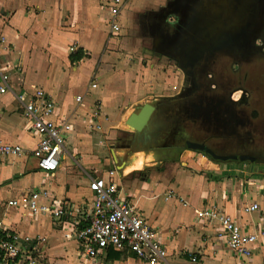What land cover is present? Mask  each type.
<instances>
[{
	"label": "crops",
	"instance_id": "crops-1",
	"mask_svg": "<svg viewBox=\"0 0 264 264\" xmlns=\"http://www.w3.org/2000/svg\"><path fill=\"white\" fill-rule=\"evenodd\" d=\"M172 1L125 0L118 15L119 31L113 33L107 16L109 0H0V37H5L9 44V49L0 46V72L7 73L10 87L0 94V142L19 145L23 149L20 157L0 159V207L6 200V209L18 210L21 221L17 224L0 220L26 241L28 247L36 248V255L43 264H92L78 255L79 246L74 236L77 220L90 207L89 179L107 178V170L111 169L109 162L114 164L119 160L112 150L111 158L107 159L99 156L102 150L97 144L79 140L82 126L88 122L90 126L94 124L96 118L91 116L94 104L99 105L101 114L112 107L107 104L106 110L103 109L99 98L85 100L86 94L98 89L97 77L96 82L91 81L97 84L95 89L89 88L90 82L79 89L74 88L76 93L70 96L68 93L73 87L69 86V80L65 85L61 83L58 72H77L84 64L92 77L103 74L105 67L102 63L95 66L97 56L94 59L93 54L105 42L102 32L107 28L113 34L121 31L126 45L167 48L172 44V36L165 25L170 16L167 8ZM96 11L105 13L106 28L100 26ZM70 45L75 46V51H69ZM77 50L86 57L72 65L69 55ZM42 52L47 56V68L51 67L57 74L54 77H58L57 83L49 80L33 86L26 74L29 70L37 74L36 63L41 59L36 57ZM52 60L55 63L50 64ZM54 64L59 68L54 69ZM128 72V82L133 84L134 74ZM45 77L48 79V74ZM35 89L43 90L54 102L52 119L71 126L66 133L64 156L53 175L42 171L32 155L37 137L30 133L29 123L22 116L21 102L14 95L23 93L26 100ZM133 90L136 92L137 87ZM77 96L82 97L80 102L76 101ZM145 99L140 94L132 100L138 106L146 103ZM130 113L131 110L125 114L124 122ZM151 128L138 136H151L154 132L153 126ZM87 151L90 154L86 155ZM142 152L146 157L151 153L155 161V154L148 150L130 152L128 156ZM80 159L83 165L78 163ZM215 163L201 165L189 160L187 163L180 161L178 165L171 161L155 169V162L146 160L139 169L126 172L129 164H124L120 172L115 171L113 179L119 192L136 206L166 246L167 257L162 264H264V245L252 246L250 257L238 258L220 237L221 225L197 217L199 212L214 207L229 215L244 231L256 232L264 219V172L253 171L248 163ZM145 168L150 171L144 173ZM44 187L66 202L65 216H35L25 208L7 205L9 200L27 190ZM252 203L259 209L244 212V207ZM116 252L118 256H115ZM94 264L148 263L129 251L108 249Z\"/></svg>",
	"mask_w": 264,
	"mask_h": 264
},
{
	"label": "flooded vegetation",
	"instance_id": "flooded-vegetation-1",
	"mask_svg": "<svg viewBox=\"0 0 264 264\" xmlns=\"http://www.w3.org/2000/svg\"><path fill=\"white\" fill-rule=\"evenodd\" d=\"M195 3L200 17L196 60L191 61V53L186 55L190 60L184 64L179 96L159 101L155 131L149 137L140 136L138 145L127 150L162 156L190 151L208 160L210 156L246 157L241 163L264 166V123L261 129L254 125L264 88V0ZM190 5V0L169 3L165 25L170 36L176 22L189 26V20H184L190 18L186 9ZM190 144L203 146L204 151L193 150Z\"/></svg>",
	"mask_w": 264,
	"mask_h": 264
},
{
	"label": "built area",
	"instance_id": "built-area-1",
	"mask_svg": "<svg viewBox=\"0 0 264 264\" xmlns=\"http://www.w3.org/2000/svg\"><path fill=\"white\" fill-rule=\"evenodd\" d=\"M125 0H109L108 24L110 30L119 31L118 15ZM0 46L9 49L5 37H0ZM69 51H75L70 45ZM97 84L91 82L90 89ZM10 89L8 75L0 72V94ZM21 102L22 116L29 123V131L37 137V144L32 151L38 167L46 174L53 175L59 168L65 152L66 133L71 130L67 122H55L52 119L54 102L41 89L25 100V94H14ZM81 96L76 97L80 102ZM100 107L94 104L91 116L97 118ZM97 127V126H96ZM23 153L19 145L0 142V159L17 158ZM115 171L107 170V178L94 177L88 182L92 193L89 210L81 213L75 228V239L79 246V257L97 263L106 250L129 251L148 264H162L167 257L166 246L159 234L141 217L136 206L122 195L113 179ZM12 208H25L32 215L61 218L67 213L64 200L55 197L48 188L30 189L9 200ZM185 205V203H184ZM259 209L256 203L244 207V212ZM198 218L215 221L223 228L220 234L229 250L238 258H248L251 247L264 245V219L259 223L256 232L244 231L229 215L214 207L201 211ZM0 264H43L36 255V248L28 247V243L18 234L4 226L0 220Z\"/></svg>",
	"mask_w": 264,
	"mask_h": 264
},
{
	"label": "rangeland",
	"instance_id": "rangeland-1",
	"mask_svg": "<svg viewBox=\"0 0 264 264\" xmlns=\"http://www.w3.org/2000/svg\"><path fill=\"white\" fill-rule=\"evenodd\" d=\"M191 5L186 7L187 13H190L188 19L189 26L186 25V22L182 25L176 22V25L173 29L172 40L175 43L172 47H169V53L173 56L185 61V57L189 52H192L194 48H197L198 39L200 35H198L199 31L197 28V23L200 17L197 13L196 6L198 5L196 0H190ZM194 3V4H193ZM197 4V5H196ZM98 14V19L100 22V26H105V13L96 11ZM192 16V17H191ZM186 25V26H185ZM187 27V28H186ZM137 32H141L138 30ZM146 32V31H144ZM102 37L105 39V42L100 46L98 52L93 54V58L95 59L97 56V61L95 66L102 63L105 67L104 73L91 75L88 66L82 65L81 68L77 70V72H58L60 76V82L65 85L67 80L69 86L73 87V89L68 93L70 96L74 93V88L79 89V86H85L89 84L91 81L96 82V77L98 81V89L91 92L90 94H86L85 100L92 101L93 99L99 98L102 102L103 109L106 110L107 104L112 105L110 111H103L102 114L93 120L94 124L90 126L89 122L87 125L84 124L82 126L83 130L80 133V142L88 141L89 144H97L102 153L99 156L110 159L111 153L110 150L113 151L114 155H116L119 160L116 163L111 164L109 162V170L119 171L123 168L124 164H130L134 157H129L128 152L125 148L131 149L133 145L138 143V139L140 136L136 134V132L127 126L124 122L125 114L131 110V112L136 111V109L141 106L133 103V98L135 96L139 97L144 96L146 103H156L159 101L158 97H168L176 95L183 85V75L180 72V69L176 67V60H171L168 57L164 56V47L160 46V49H153L150 45H141L134 47L133 45H126L123 43L122 32L120 31L117 34L110 33L107 29L103 30ZM142 36V34H141ZM142 39V37H141ZM110 40V43H109ZM187 48L189 50L187 51ZM88 55L90 53L86 52ZM46 53H41L36 57V59H41L40 62H37V71L35 74L32 73L31 70L27 72V80L33 82V86L40 82H45L52 80L54 83H57V78H54L57 74L51 68H47V56ZM36 55V54H34ZM183 55V56H182ZM32 57V56H31ZM52 57V56H48ZM103 57V58H102ZM102 60V61H101ZM50 64L55 63V61H49ZM54 69L59 68L54 64L52 66ZM132 71L134 74L133 84H130L129 81V72ZM48 74V79L45 77ZM92 77V78H91ZM54 78V79H53ZM137 87L136 92L133 88ZM79 91V90H78ZM238 95V94H237ZM259 101L257 104V109L259 110V118L258 121H254V125L257 126L258 129L262 128V124L264 123V88L261 89L259 93ZM97 126V127H96ZM263 140L262 137H258V141ZM91 141V142H90ZM138 145V144H137ZM263 146V145H262ZM93 154H95V148L92 149ZM129 153V154H128ZM90 154V151L86 152V155ZM182 154V155H181ZM181 154L173 155V156H162L155 155L152 157L148 156L149 162H155V169L159 167H163L165 164L171 161L183 163H187V161L199 162L201 165L205 163L212 166L214 162L207 161L208 159L203 158L200 153H192L188 151H183ZM142 155L145 157V153L142 152ZM181 155V156H180ZM80 165H83V160H78ZM217 164V163H215ZM184 165V164H183ZM203 167V166H202ZM253 171L255 172H264V166L252 165ZM117 168V169H115ZM144 173L149 172L150 169H143ZM100 173H97L99 175ZM133 192V191H131ZM6 200H4L2 207H0V219H4L6 222L12 223H20V213L15 211V209H6L5 205ZM5 205V206H4ZM24 221V220H23Z\"/></svg>",
	"mask_w": 264,
	"mask_h": 264
},
{
	"label": "water",
	"instance_id": "water-1",
	"mask_svg": "<svg viewBox=\"0 0 264 264\" xmlns=\"http://www.w3.org/2000/svg\"><path fill=\"white\" fill-rule=\"evenodd\" d=\"M197 5V4H196ZM176 39V38H175ZM175 39L174 41L172 40V44L168 45V47H164V54L172 57L174 60H176V67L178 69L181 70L183 77L185 76V69H184V64L187 63L190 59L187 58V56L184 55L185 57V61L173 56L172 54H170L169 52V47H172L175 43ZM192 55V59L191 61L196 60V56L198 53V49L194 48L192 52H189ZM188 53V54H189ZM183 56V55H182ZM179 96V93H177L174 96H168V97H158L159 101L161 100H165V101H170L175 99L176 97ZM157 101L156 103H144L143 105L139 106L136 111L130 113V115L127 117V119L125 120V124L127 126H129L130 128H132L136 134H140L143 133L145 131H150L152 128V126L155 124L156 120H158V114H159V110L161 109V104L160 102ZM165 105V104H163ZM198 107H194L193 110H198ZM155 131V128L153 129ZM189 148L193 149V150H203L204 151V147L200 146L198 144H190L188 145ZM211 160L216 161V162H221V163H230V162H236V163H241L247 160L246 157H234V158H221V159H216L213 156H210Z\"/></svg>",
	"mask_w": 264,
	"mask_h": 264
},
{
	"label": "bare ground",
	"instance_id": "bare-ground-1",
	"mask_svg": "<svg viewBox=\"0 0 264 264\" xmlns=\"http://www.w3.org/2000/svg\"><path fill=\"white\" fill-rule=\"evenodd\" d=\"M149 158L148 157H144L142 155V153H138L135 155V158L133 159V161L125 168V171L126 172H130L132 171L133 169H139L141 168L145 161L148 160Z\"/></svg>",
	"mask_w": 264,
	"mask_h": 264
},
{
	"label": "trees",
	"instance_id": "trees-1",
	"mask_svg": "<svg viewBox=\"0 0 264 264\" xmlns=\"http://www.w3.org/2000/svg\"><path fill=\"white\" fill-rule=\"evenodd\" d=\"M86 57L85 54L81 52V50H77L75 53H71L69 55V61L72 65L78 63L82 58ZM115 256H118V253L116 252Z\"/></svg>",
	"mask_w": 264,
	"mask_h": 264
}]
</instances>
